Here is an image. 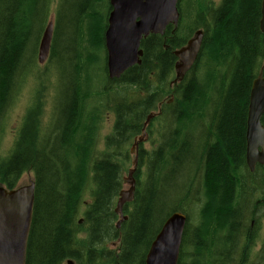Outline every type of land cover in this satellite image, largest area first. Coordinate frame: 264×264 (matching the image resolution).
Wrapping results in <instances>:
<instances>
[{
  "label": "trees",
  "instance_id": "obj_1",
  "mask_svg": "<svg viewBox=\"0 0 264 264\" xmlns=\"http://www.w3.org/2000/svg\"><path fill=\"white\" fill-rule=\"evenodd\" d=\"M260 3L181 0L177 27L142 39L141 63L109 79L100 0H58L45 65L56 77L52 119L42 132L34 104L12 149L0 155L5 188L20 186L26 172L34 175L25 264H144L162 223L176 211L187 216L181 247L188 245L177 264H264V239L252 254V224L242 208L249 210L257 193L264 198V168L250 172L245 161L249 93L264 60ZM50 6L51 0H0V129L19 83L38 69L36 49ZM109 11L107 2L104 31ZM61 21L66 46L56 55ZM198 29V57L174 82V50ZM152 112L158 115L146 127L149 147L137 148L134 199L116 228L114 203L129 148ZM110 113L111 130L99 147ZM187 207L197 210L196 224ZM116 239L117 248H107Z\"/></svg>",
  "mask_w": 264,
  "mask_h": 264
},
{
  "label": "water",
  "instance_id": "obj_2",
  "mask_svg": "<svg viewBox=\"0 0 264 264\" xmlns=\"http://www.w3.org/2000/svg\"><path fill=\"white\" fill-rule=\"evenodd\" d=\"M180 0H109L110 12L104 31L106 69L109 79L119 78L127 69L141 63L140 42L149 35H163L168 25L177 26ZM260 29L264 32V0H261ZM52 22H48L39 41L37 62L43 64L49 54ZM203 32L196 30L186 44L174 50L175 81L181 80L194 65L202 43ZM264 70V61L262 64ZM158 112L149 113L142 134L135 137L130 147L133 155L131 167L122 178L114 212L118 215L116 228L127 219L123 206L134 198L137 167L136 149L147 138L145 128ZM264 75L253 79L249 93L245 127V161L250 169L256 164L264 166ZM34 183L7 189L0 185V264H25L27 242L32 221ZM187 217L176 211L161 225L146 253L144 264H177ZM79 223L81 220L78 221ZM68 264H73L68 261Z\"/></svg>",
  "mask_w": 264,
  "mask_h": 264
},
{
  "label": "rangeland",
  "instance_id": "obj_3",
  "mask_svg": "<svg viewBox=\"0 0 264 264\" xmlns=\"http://www.w3.org/2000/svg\"><path fill=\"white\" fill-rule=\"evenodd\" d=\"M215 3L219 0H213ZM58 0H51V6L49 7V13H48V21L54 20V13L55 8ZM101 2V9L99 11V17H101V26H102V33L104 32V26H105V20H106V13H107V2L108 0H100ZM46 22V24L48 23ZM55 24V21H54ZM57 26V25H56ZM57 31L60 33L55 41V50L56 55L58 51H63L66 44L64 43L65 39L63 38L65 36V32L63 30L64 25L61 21L58 26L56 27ZM63 31V32H62ZM62 33V35H61ZM64 34V36H63ZM42 35V34H41ZM41 35L38 40L37 49H36V55L35 60H37V50L39 41L41 38ZM57 57V56H56ZM49 58V57H48ZM58 59L63 60L66 59L65 56H58ZM37 68L33 74L27 75L23 78V80L19 83L17 91L14 93V96L12 97L10 107L6 111L1 124L0 129V155L4 156L7 155L10 150L13 147V144L17 138V134L21 128V123L23 121V118L25 114L27 113L28 109H30L34 104L38 103L39 107L41 108L40 113V130L43 132L46 127L49 125V122L52 119V109L56 97V77L55 72L53 69L50 70V66H45L46 62L44 64H39L36 61ZM49 64V62H47ZM61 65L64 66L62 63ZM70 67H73L72 59L70 60ZM48 67V68H47ZM113 121V115L110 113L109 115L104 116L100 130H99V138H98V146L102 147V138H104L105 135H107L112 126ZM144 148L149 147V139L142 144ZM129 163L127 168L123 171V176L127 174V169L130 167V163L133 160L132 156H130ZM261 173V172H260ZM34 175L32 172H26L22 175L20 180V185H29L31 181H33ZM261 198L260 194H256L253 197L251 205L248 207L249 210H247V207L243 208V214H248L249 216L247 223L251 225L252 223V233L253 235V241L250 245V251H252V254H255L261 247L262 241L264 239V202L256 204V201ZM91 199V188H88L87 191H85L83 196V204L81 205L78 213L79 218H83V212L85 210V206L89 200ZM116 202V200H115ZM263 205V206H261ZM115 206V203H114ZM187 209L190 212V218L189 222L192 224H196L197 222V210L194 207H187ZM249 211V213H247ZM117 216V215H116ZM118 220H115V224ZM81 238L84 237V232L80 231ZM189 234H187L188 237ZM119 240H112L110 242L105 243L107 248L109 249H116L118 246ZM182 246V244H181ZM188 247V245H183V247H180V250H185Z\"/></svg>",
  "mask_w": 264,
  "mask_h": 264
},
{
  "label": "bare ground",
  "instance_id": "obj_4",
  "mask_svg": "<svg viewBox=\"0 0 264 264\" xmlns=\"http://www.w3.org/2000/svg\"><path fill=\"white\" fill-rule=\"evenodd\" d=\"M108 4H109V0H108ZM109 6H110V4H109ZM260 13H261V3H260ZM261 19V18H260ZM260 23V22H259ZM178 25V24H177ZM259 26H260V24H259ZM174 27V26H173ZM177 27V26H176ZM176 27H174V28H176ZM45 29V28H44ZM198 30H201V29H198ZM261 30V29H260ZM44 31V30H43ZM203 32V31H202ZM263 32V31H262ZM43 33V32H42ZM52 36H53V27H52ZM52 36H51V42H52ZM63 36H64V34H63ZM39 46V45H38ZM50 48H51V43H50ZM49 48V51L51 50ZM201 49V48H200ZM38 51V50H37ZM60 52V51H59ZM144 111V110H143Z\"/></svg>",
  "mask_w": 264,
  "mask_h": 264
},
{
  "label": "flooded vegetation",
  "instance_id": "obj_5",
  "mask_svg": "<svg viewBox=\"0 0 264 264\" xmlns=\"http://www.w3.org/2000/svg\"><path fill=\"white\" fill-rule=\"evenodd\" d=\"M253 185H255L254 183H253ZM254 197V196H253ZM253 199V198H252ZM264 202V198L263 197H261V198H259L257 201H256V204L258 205V203H263ZM261 206H263V205H261ZM253 223V221L251 222V224Z\"/></svg>",
  "mask_w": 264,
  "mask_h": 264
}]
</instances>
